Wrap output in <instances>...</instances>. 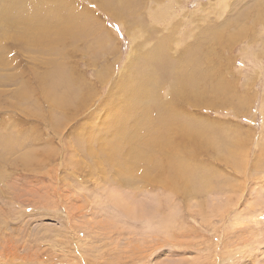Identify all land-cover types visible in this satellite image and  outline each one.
I'll return each instance as SVG.
<instances>
[{
    "label": "rangeland",
    "instance_id": "obj_1",
    "mask_svg": "<svg viewBox=\"0 0 264 264\" xmlns=\"http://www.w3.org/2000/svg\"><path fill=\"white\" fill-rule=\"evenodd\" d=\"M158 46L174 65L146 75ZM194 69L204 100L176 110L208 130L185 141L206 180L149 185L151 79L171 100ZM58 70L61 103L40 85ZM0 264H264V0H0Z\"/></svg>",
    "mask_w": 264,
    "mask_h": 264
},
{
    "label": "bare ground",
    "instance_id": "obj_2",
    "mask_svg": "<svg viewBox=\"0 0 264 264\" xmlns=\"http://www.w3.org/2000/svg\"><path fill=\"white\" fill-rule=\"evenodd\" d=\"M102 6L106 10L112 12L114 11L112 7L105 3H102ZM36 7L37 4L30 5V8L26 9V13L23 12V8L18 7V12L21 13V15L27 19L26 22L29 24V26H32L34 23H40L39 19L33 17L36 12V9L34 8ZM6 9L8 13H11L12 6L8 4L6 5ZM69 14L75 15V12L71 11ZM114 14L118 16L120 15V11H115ZM88 15L92 17L91 13H88ZM51 22L52 20L49 23L45 22V24L47 25ZM41 37L47 42L52 43L50 36L42 35ZM56 39L57 40L53 44H56L61 41V38L59 36H57ZM141 62L143 63V65H145V68H143L142 71H144V69L147 70L146 75L156 73L158 77L166 75V68H169L174 65V60L172 58H169L168 54L164 51V46H158L152 49L149 53H147L141 58ZM58 67L61 66L58 65ZM50 79L51 82H49L48 85L44 79L40 81V85L43 91L45 93L49 92V94H51L52 89L54 88H57L59 86L66 87L68 89L64 93H54V96L57 97L56 100L58 103L68 101L72 94L71 86H73V79H71L70 76L62 70H58ZM151 80L152 88L150 90L151 93H148V97L150 98V104L148 105V108L152 119L154 120L155 124L160 127V130L158 131V138L156 139L154 145L152 147H149L148 149L140 150L138 153L140 160H137L135 164H139V162L141 161L153 162L151 164L152 168L148 171L147 175L139 174L141 178L139 176H137V178L140 180H144L145 182H147V184L152 186H157V184H160L163 187H171L173 189V187H180V185L182 184L183 187L186 189L187 185L184 183L189 182V180H191V177L193 178V176H196L195 174H201V177L205 179V174L202 171H199L192 167L190 162H188V160L193 159L195 155V148L191 146L196 147L198 144L201 143H194L190 146L186 144L185 141L188 143L189 141H191L189 136H193L195 138H204L208 130L200 122L194 121L189 116L184 117L185 115L180 110L177 112V104L175 99L178 97H182L192 101L194 104L201 103L202 100H204L202 98L204 94L199 92V86L202 84L203 79L199 71L196 69L186 74L181 73L179 75V79H175L174 81L176 88L171 92V100L168 99L165 101H161L159 95V86L163 83L162 81L165 79L158 78ZM123 88L124 84L120 86V89L117 91V93H119ZM214 88L216 90V85L214 86ZM123 100L124 99L122 98L120 99V101ZM179 113L182 116L179 115ZM110 117L111 115H108L105 120L109 122L111 120ZM124 121H126V119H124ZM172 125L176 128L175 131H177L175 137L171 136V133L174 130L172 132L168 130V128L172 127ZM114 132H116L117 135L113 136L114 138H116L113 147L115 149H122L121 142L118 140V137L122 136L126 132V128L124 127L122 122L117 125ZM187 137H189V141H187ZM197 140L199 141V139ZM7 142H9L8 139ZM131 148L135 150L134 145H132ZM108 160L111 159L108 158ZM118 164V173L119 175H121V177H123L124 181L122 182L125 183L127 177L126 175L134 174L133 168L127 167L125 164L122 165V162H119ZM132 166L135 167L134 162H132ZM151 171H156V173L154 175H151Z\"/></svg>",
    "mask_w": 264,
    "mask_h": 264
}]
</instances>
